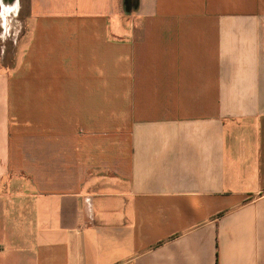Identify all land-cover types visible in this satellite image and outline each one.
I'll use <instances>...</instances> for the list:
<instances>
[{"label":"crops","instance_id":"0c3cea01","mask_svg":"<svg viewBox=\"0 0 264 264\" xmlns=\"http://www.w3.org/2000/svg\"><path fill=\"white\" fill-rule=\"evenodd\" d=\"M11 6L0 264H264V0Z\"/></svg>","mask_w":264,"mask_h":264},{"label":"rangeland","instance_id":"374dc122","mask_svg":"<svg viewBox=\"0 0 264 264\" xmlns=\"http://www.w3.org/2000/svg\"><path fill=\"white\" fill-rule=\"evenodd\" d=\"M13 3V2H12ZM7 17V18H6ZM9 18V20H11V22L17 21V19H23V17L21 16V18L19 16H10L8 17L6 10L2 7V5H0V40H1V46L3 47L1 49V51L3 50V54L1 55V63L3 65L6 66V64L8 63V54H7V31H6V23H7V19Z\"/></svg>","mask_w":264,"mask_h":264},{"label":"bare ground","instance_id":"6f19581e","mask_svg":"<svg viewBox=\"0 0 264 264\" xmlns=\"http://www.w3.org/2000/svg\"><path fill=\"white\" fill-rule=\"evenodd\" d=\"M11 1H12V0H3V3H2V4H3V8H4L5 10L8 11V10H9V9H8L9 7H11V8L13 7V6H11V3H10ZM7 11H6V13H7ZM10 15H11V14H10ZM6 18H7V17H6Z\"/></svg>","mask_w":264,"mask_h":264},{"label":"snow or ice","instance_id":"6c2138e0","mask_svg":"<svg viewBox=\"0 0 264 264\" xmlns=\"http://www.w3.org/2000/svg\"><path fill=\"white\" fill-rule=\"evenodd\" d=\"M2 3H3V0H0V5H2Z\"/></svg>","mask_w":264,"mask_h":264},{"label":"water","instance_id":"95a60500","mask_svg":"<svg viewBox=\"0 0 264 264\" xmlns=\"http://www.w3.org/2000/svg\"><path fill=\"white\" fill-rule=\"evenodd\" d=\"M13 1H16V0H12L10 3H12Z\"/></svg>","mask_w":264,"mask_h":264}]
</instances>
